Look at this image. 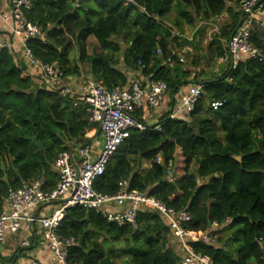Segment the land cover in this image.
<instances>
[{
  "label": "trees",
  "instance_id": "obj_1",
  "mask_svg": "<svg viewBox=\"0 0 264 264\" xmlns=\"http://www.w3.org/2000/svg\"><path fill=\"white\" fill-rule=\"evenodd\" d=\"M239 1L135 0L124 6L119 0H31L25 14L44 36L43 42L29 39L26 47L42 64L56 63L63 80L84 71L108 91L122 89L128 83L122 67L164 83L168 98L182 87H200L201 96L187 120L169 119L165 113L157 123L159 131L146 125L143 132L131 130L93 189L112 196L118 184L126 182L129 191L176 212L186 210L191 222L183 229L188 231L205 232L211 223L231 219V225L219 231L217 246L188 243L211 264H264V246L258 242L264 239V33L254 32L250 38L259 58L244 60L234 69L226 64L209 78L184 69L170 56V48L190 45L180 43L173 30L199 24L202 33L225 15L226 22L206 50L207 62L215 65L242 19ZM172 11L175 16L168 27L164 22ZM89 37L101 53L87 55ZM73 47L78 58L71 63L68 51ZM168 58L171 67L163 64ZM38 78L44 82L40 74ZM42 85L23 76L12 52L0 51V212L9 188L43 180L53 189L57 177L52 163L57 155L74 143L87 146L85 135L96 130L84 104ZM211 102L223 105L212 111ZM134 118L143 123L141 111ZM176 151L183 160V174L175 178L172 170L168 181L166 168L174 166ZM144 163L148 167L143 168ZM57 234L75 241L68 254L70 264H116L115 257L122 258V264H179L177 239L151 210H140L134 227H117L95 211L66 209ZM117 244L122 245L118 250L110 247ZM17 258L0 255V264H16Z\"/></svg>",
  "mask_w": 264,
  "mask_h": 264
},
{
  "label": "built area",
  "instance_id": "obj_2",
  "mask_svg": "<svg viewBox=\"0 0 264 264\" xmlns=\"http://www.w3.org/2000/svg\"><path fill=\"white\" fill-rule=\"evenodd\" d=\"M119 1L124 6L135 4V0ZM30 3L31 0H11L8 10H2L0 6V21L10 26L11 37L21 44L26 66L39 72L47 89L59 90L61 97L75 99L86 106L89 122L97 125L101 145L99 149H93L88 146L75 148L73 144L59 153L52 163L57 183L51 190L43 180L31 181L18 189L9 188L4 200L5 209L0 212V243L8 235L16 236L24 231L27 238L19 242L18 249L28 250L32 245L31 240L36 237L33 228L37 226L40 240L48 250V263L30 259L24 264H70L68 254L75 241L57 234L66 209L95 211L108 224L117 227H134L137 213L140 210H151L168 223L172 235L177 239L179 264H211L206 257L194 253L188 243L217 246V234L231 225V219H226L222 224L213 222L205 232L188 231L183 229L184 225L191 222V216L186 210L176 212L151 197L129 191L126 182L119 183L117 193L112 196L102 195L93 189L94 182L104 174L109 158L128 139L129 132L145 130L146 124L134 118L135 112L141 111L142 115L156 112L165 104L167 109L164 113H168L169 119L187 120L201 96L200 87L189 85L177 93L176 98H168L164 83L139 76L128 87L111 91L98 83L89 82L85 91L75 96L63 84V73L56 63L42 64L26 47L29 39H41L42 42L44 39L41 27L26 20L25 14L30 10ZM238 11L242 19L225 44L224 57L217 60L220 63L226 62L230 69L244 60L260 57V52L250 44V38L254 32L264 33V0H240ZM2 50L12 52L13 48L9 41L0 36ZM157 54L161 56L160 50H157ZM163 64L171 67V58ZM222 105L220 102H211L208 107L217 111ZM149 127L160 130L157 124ZM157 159L160 158H156V162L160 163ZM171 171L169 164L166 168L168 181H171ZM258 242L264 246V239Z\"/></svg>",
  "mask_w": 264,
  "mask_h": 264
},
{
  "label": "crops",
  "instance_id": "obj_3",
  "mask_svg": "<svg viewBox=\"0 0 264 264\" xmlns=\"http://www.w3.org/2000/svg\"><path fill=\"white\" fill-rule=\"evenodd\" d=\"M9 1L7 0H0V6L2 8V10H8V6H9ZM74 8H78V3L76 2ZM175 14V13H174ZM169 16V14H168ZM168 16L165 18V24L169 27L168 23L166 22V20L168 19ZM175 16V15H174ZM173 16V18H174ZM173 20V19H172ZM171 20V22H172ZM170 22V23H171ZM183 26V25H182ZM181 26V27H182ZM181 31V28L179 29V32ZM174 32V30H173ZM172 35H175L177 37H179L181 39L180 36L176 35L175 33H172ZM0 36L9 41L12 44V54L14 56V60L16 62V64L18 66H20V68L23 70V76L24 77H30L33 79V81L41 88L43 87L42 84H45L44 82H41L39 80V72L35 69H31L28 68L22 58V48H21V44L19 42V40H17L16 38H12L10 35V26H6L5 24H3L0 21ZM112 42H116L115 40H111ZM85 48H86V53L87 55H91L93 53H88L87 50H89V48H93V49H97L99 48V46L97 45V43L95 42V40L92 37H89L88 39H86L85 42ZM122 48H125V45H122ZM177 49L178 48H170V56L175 58V60H177L178 62L183 64L184 59L182 58V56H180L177 53ZM95 52V54H99L101 53V51H97ZM77 51L76 48L73 47L72 49H70L68 51V59L69 61H71V63H73V61H75L77 59ZM183 60V61H182ZM226 62H216L215 65L219 67V69H217V67L215 68L214 71H212L213 74H217L219 72V70L221 68H225L226 67ZM172 65H173V61H172ZM228 65V64H227ZM121 72H123V74L126 76L127 78V85L125 87H128L130 83H132L133 81H135L138 77L139 74L138 73H134V72H127L124 71L122 67L119 68ZM210 75V74H209ZM210 76H208L207 78H209ZM201 79H204V77H202ZM200 79V80H201ZM89 82H93L92 79H90V77L88 75H86L84 73V71H82L80 73V76L77 77H65L63 80V84L70 88V90L72 91V93L76 96L79 94H82L85 89L86 86ZM46 86V85H45ZM186 87H182L178 94L181 91H184ZM168 97V96H166ZM176 98V95H175ZM167 108L165 107V104L163 105V107L159 110V112H161L162 110H166ZM155 113H158V111L156 112H146L142 115V119H144L146 117V119L149 120V123L147 126H154L155 124H157L158 122L155 123V121L153 120V118L151 117L152 115H155ZM165 114V113H164ZM146 123V122H145ZM91 132V131H90ZM92 136H87L85 135V138L89 140V144L87 145L90 148L93 149H99L100 145H101V138L99 136V133L97 134L96 130H92ZM75 148L81 147L80 145L74 143ZM73 145V144H72ZM71 146V145H70ZM86 147V146H85ZM43 212H45V210L42 209ZM36 227L34 226V233L36 235V237L31 240V247L28 250L25 251H21L18 249V244L20 241H22L23 239L27 238V234L22 231L20 232L18 235L16 236H10L8 235L5 239V241L3 243H0V255L2 257H9V256H16L18 255V258L16 260V264H24L26 261L30 260V259H34V260H38L40 262L43 263H48L47 262V258H48V250L46 245L40 240L39 237V229H38V233L36 231ZM38 228V227H37ZM16 253V254H15Z\"/></svg>",
  "mask_w": 264,
  "mask_h": 264
},
{
  "label": "rangeland",
  "instance_id": "obj_4",
  "mask_svg": "<svg viewBox=\"0 0 264 264\" xmlns=\"http://www.w3.org/2000/svg\"><path fill=\"white\" fill-rule=\"evenodd\" d=\"M174 12L172 11L169 16L168 19L166 20V22L168 23V25L170 24L171 20L173 19L174 16ZM227 20L226 16H222L219 18L217 24L215 25H210V26H206L204 27V31L202 33H198V30H201V27L199 29V24L195 27L192 28L190 26H186L183 25L181 27V31H174V33L178 36L181 37L180 39V43L182 41L187 42L190 45H187L185 47L182 48H178L177 49V53L182 56V58L184 59L183 61V67L186 70H189L192 74H198L201 73L203 76H209V74L212 73V71L215 70V68L217 67V69H219L218 66L216 65H209V63L206 60V55H207V46L208 44L211 42V40L213 39V37L217 34L218 32V27L219 25L225 23ZM96 48H89L88 53H95L96 52ZM97 51H101L100 47L98 48ZM164 115V110H162L161 112L155 113V115H152L151 117L153 118V120L156 122H159V119ZM144 124L149 123V120L146 119V117L144 119H142ZM146 122V123H145ZM97 130V125L94 124ZM93 132H89L86 134V138L87 136H92ZM159 160V159H157ZM160 161V160H159ZM174 166L172 167V170L174 172L175 178L181 176L183 174V160L181 158L180 155V151H176L175 153V162H174ZM143 168L148 167L147 164H143L142 166ZM194 170V166L191 165L189 168V171H193ZM36 231L38 233V228L36 227ZM221 238V234H217V238ZM225 240V239H223ZM101 240H99L100 242ZM172 241H170L171 243ZM224 242V241H223ZM222 242V244H223ZM221 244V243H220ZM218 245V243H217ZM110 247L114 248V250H118L119 248L122 247L121 244H117L115 246L110 245ZM170 248L171 249H175L174 245H172V243L170 244ZM114 261L116 264H122V258L119 257H115Z\"/></svg>",
  "mask_w": 264,
  "mask_h": 264
},
{
  "label": "water",
  "instance_id": "obj_5",
  "mask_svg": "<svg viewBox=\"0 0 264 264\" xmlns=\"http://www.w3.org/2000/svg\"><path fill=\"white\" fill-rule=\"evenodd\" d=\"M99 132L97 131V134H98ZM32 143H33V145L37 148V150L40 152L41 150H40V147H39V145L37 144V142H36V139H33L32 140ZM234 160L236 161V162H240V158H234Z\"/></svg>",
  "mask_w": 264,
  "mask_h": 264
}]
</instances>
